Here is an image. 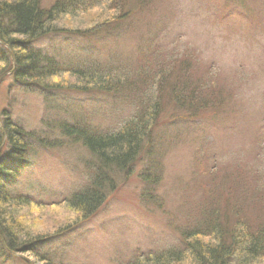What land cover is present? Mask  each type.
Listing matches in <instances>:
<instances>
[{
    "label": "rangeland",
    "instance_id": "374dc122",
    "mask_svg": "<svg viewBox=\"0 0 264 264\" xmlns=\"http://www.w3.org/2000/svg\"><path fill=\"white\" fill-rule=\"evenodd\" d=\"M53 1L42 0V5ZM109 3L84 1L85 11L59 25L62 35L45 37L35 48L65 64L103 62L125 71L130 80L138 73L155 77L156 70L168 71L172 64L178 74L185 70L193 84L205 88L200 94L210 99L209 106L198 112L172 110L167 93L160 95L164 113L151 148L158 162L156 187H144L138 176L146 168V154L132 172L112 175L114 192L105 189L104 203L88 218L72 223L75 216L63 205L44 211L32 207L23 213L25 231L45 237V246L35 254L20 250L0 255V264H43L49 258L55 264H129L150 250L180 247L179 231L199 218L204 194L219 205L226 199L244 203L241 211L251 224L264 218V0H151L146 7L138 5L113 35L95 39L75 33L113 29L116 17L104 14ZM96 15L110 24L91 28ZM4 66L1 62L0 71ZM2 73L0 115L40 134L47 145L59 137L53 126L61 119L105 130L119 127L140 104L132 96L69 91L46 101L40 92L23 91L9 73ZM68 78L54 80L67 87ZM191 113L196 114L193 123L181 126L178 119L176 129L169 128L170 114ZM43 147L33 146L36 154L8 190L47 204L82 191L91 178L87 150L72 144ZM67 225L72 227L65 230Z\"/></svg>",
    "mask_w": 264,
    "mask_h": 264
},
{
    "label": "trees",
    "instance_id": "16d2710c",
    "mask_svg": "<svg viewBox=\"0 0 264 264\" xmlns=\"http://www.w3.org/2000/svg\"><path fill=\"white\" fill-rule=\"evenodd\" d=\"M84 1L89 0H54L46 7L42 5V0H0V63H5L0 73H9L17 87L23 91L40 92L46 101L55 100L59 94L69 91L84 95L115 94L119 98L132 96L140 104L133 116L119 127L105 130L81 120L63 122L61 119L53 126L59 137L53 141L54 144L48 142V145L40 134L36 136L25 131L5 114L0 115V255L3 257L20 250L35 254L46 244L45 237H35L25 231L27 221L24 211L32 207L44 211L63 205L75 216L72 223L88 218L104 203L106 196L101 193L105 189H112L109 194L114 192L112 175L132 172L133 166L146 154V168L138 176L144 187H156L158 162L153 160L151 148L154 146L156 125L160 124L164 113L159 100L164 92L169 96L172 110L174 107L198 112L200 108L209 106L207 102L210 99L200 94L205 88L201 84H193L194 81L188 79L185 70L181 72L182 75L178 74L172 69V64L166 67L168 71L156 70L155 77L147 78L144 75L142 78L138 73L130 80L131 77L125 75L128 73L123 70L118 72L114 66H106L103 62L65 64L60 58L42 54L41 50L35 48L36 42L45 37L62 35L59 25L65 17L74 18L78 10L85 11V8H81ZM108 1L110 3L104 14L106 12L116 17L112 18L115 19L112 21L115 23L113 29L103 28L96 34L80 32L78 29L75 33L95 39L113 35L133 17L138 5L146 7L151 0ZM89 23L94 24L91 28L110 24L101 18ZM66 74L69 75L66 81L71 86L58 87L62 81L54 79ZM170 115L166 119L171 121L169 128L172 129H176L178 121L181 120L183 126L193 123L196 117L194 113L178 114L175 117ZM55 144L58 147L81 145L90 154L88 170L91 178L86 187L72 194L69 199L50 204L39 202L27 193L10 192L9 187L17 183L18 175L27 169L30 159L36 154L33 146L53 148ZM205 197L199 218L192 223V227L185 226L179 231L180 247L163 251L150 250L136 256L129 264H264V218L253 225L246 219L249 217L242 214L244 203L238 205L226 199L223 205H219L213 196L204 194ZM240 198L244 201L248 199L239 195ZM71 227L67 225L64 229ZM21 238L23 242L17 243ZM42 263L55 264L50 258L43 259Z\"/></svg>",
    "mask_w": 264,
    "mask_h": 264
}]
</instances>
